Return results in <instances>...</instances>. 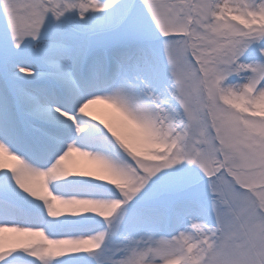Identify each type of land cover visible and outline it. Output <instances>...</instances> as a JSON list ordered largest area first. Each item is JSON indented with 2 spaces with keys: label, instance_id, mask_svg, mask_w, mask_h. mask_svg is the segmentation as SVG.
I'll return each mask as SVG.
<instances>
[{
  "label": "snow or ice",
  "instance_id": "snow-or-ice-1",
  "mask_svg": "<svg viewBox=\"0 0 264 264\" xmlns=\"http://www.w3.org/2000/svg\"><path fill=\"white\" fill-rule=\"evenodd\" d=\"M0 264H264V0H0Z\"/></svg>",
  "mask_w": 264,
  "mask_h": 264
}]
</instances>
